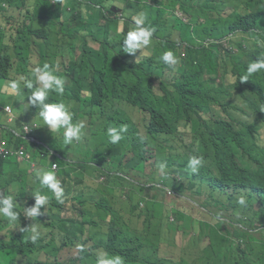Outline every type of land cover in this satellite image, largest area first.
<instances>
[{"label": "clouds", "instance_id": "1", "mask_svg": "<svg viewBox=\"0 0 264 264\" xmlns=\"http://www.w3.org/2000/svg\"><path fill=\"white\" fill-rule=\"evenodd\" d=\"M261 71L264 0H0V264H264Z\"/></svg>", "mask_w": 264, "mask_h": 264}, {"label": "trees", "instance_id": "2", "mask_svg": "<svg viewBox=\"0 0 264 264\" xmlns=\"http://www.w3.org/2000/svg\"><path fill=\"white\" fill-rule=\"evenodd\" d=\"M248 13L250 14L249 17L248 18L242 17V20L247 22L252 18L258 25H260L259 22L262 20L263 16L258 13H251V12ZM221 31L222 29L219 27L217 29V33H220ZM245 55L247 56L248 61L251 62L252 56L247 52H245ZM213 63H215V60H213ZM177 70L181 71V69H177ZM262 82H264V71L254 74L253 86L260 89ZM251 91L255 95L254 103L252 105L250 104L246 105L244 109V119L241 122L239 128L229 129V132H230V136L232 137H236L239 134L246 133L251 137L254 146H260V143L264 142V137H262L263 135L262 131H264V127H262L259 130L258 125L260 121L264 122V110L262 109V105L264 104V99L261 97L259 92H257L253 87L251 88ZM198 102L199 100H193V97L189 96V98L187 99V109L191 110L192 103H198ZM211 133L213 134L214 139H218L221 136L227 134V131L224 130L221 126L216 124ZM250 153L255 158H258L261 154V151L257 147H253ZM136 156H137V152H134L133 158H132V153L129 152L128 158L125 156L122 160L119 159H115L113 161L111 160L112 162L110 161L111 162L110 164H108L109 162H106L104 163L103 167H105V169H107L108 171L112 169L118 170L119 168L134 170L135 164L131 163V159L135 161ZM4 165L5 162L0 157V175ZM104 175H106L107 177L110 176L109 174L106 173H104ZM226 177L230 178L232 177V175L227 174ZM3 180L8 183L15 182V180L11 176L9 178L5 177ZM54 212L56 213L55 214L56 218L63 223L65 221L64 215H62L60 211H54ZM38 221L41 229L43 230V232L40 233V237L38 241L35 244L28 241V243L25 244L24 246H20L17 244L11 248V251L12 252L16 251L19 257L23 254L24 251L28 255H37L41 252H46V247L48 246L47 238L52 233L54 227V221L50 217L40 218L38 219ZM15 260H17V257L14 255L12 259L9 260V264H12Z\"/></svg>", "mask_w": 264, "mask_h": 264}, {"label": "rangeland", "instance_id": "3", "mask_svg": "<svg viewBox=\"0 0 264 264\" xmlns=\"http://www.w3.org/2000/svg\"><path fill=\"white\" fill-rule=\"evenodd\" d=\"M21 88H22V87H21ZM26 91H27V89H22V90H21L22 97H24V98L26 97V95H25V92H26ZM30 91H31V90H30ZM110 197H111V199H113V198H118V197H119V194H118L117 192H115V191H112ZM170 200H172V199H171L170 195H168V196L166 197L165 201H166L167 203H169ZM167 203H163V207H164V209H165V212L168 213V212L171 211V209L174 208V206H171V207H170V205L167 204ZM124 205H125V207H128V206H129V203H125ZM156 207H157V206H156ZM190 215L193 216L194 218H199V217H200L199 214H198L197 212H195V210H191V211H190ZM202 246H205V244L203 243Z\"/></svg>", "mask_w": 264, "mask_h": 264}]
</instances>
